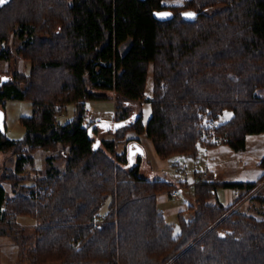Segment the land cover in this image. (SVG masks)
<instances>
[{
  "label": "trees",
  "instance_id": "16d2710c",
  "mask_svg": "<svg viewBox=\"0 0 264 264\" xmlns=\"http://www.w3.org/2000/svg\"><path fill=\"white\" fill-rule=\"evenodd\" d=\"M165 10L173 19L155 18ZM187 11L196 19L185 18ZM13 34L31 71L0 81V104L29 100L33 115L21 118L26 135L14 140L0 112V155L18 156L3 171L11 192L0 182V234L14 235L25 263L264 264V217L238 206L246 199L264 206V175L257 183L196 179L198 205L179 212L176 233L159 197L177 186L141 172L142 135L168 159L196 158L201 147L219 144L242 151L248 136L264 133V0L171 7L163 0H7L0 4V61L12 57L6 43ZM151 70L152 116L144 123L137 106ZM105 92L116 97L115 126L85 125L87 101L112 99ZM73 103L75 118L59 124ZM226 111L232 117L215 124ZM96 127L114 138L95 137ZM130 132L138 136L128 139ZM59 146L61 155L48 157L45 176L33 182L27 166H35L34 154ZM221 186L241 190L238 201L222 203ZM19 216L39 222L31 237L18 224L14 233Z\"/></svg>",
  "mask_w": 264,
  "mask_h": 264
},
{
  "label": "rangeland",
  "instance_id": "374dc122",
  "mask_svg": "<svg viewBox=\"0 0 264 264\" xmlns=\"http://www.w3.org/2000/svg\"><path fill=\"white\" fill-rule=\"evenodd\" d=\"M186 0H171V3L175 4L172 6L183 5ZM167 6V5H165ZM171 7V6H169ZM23 40L18 37V35L13 34L10 38V41L6 43L7 48L11 50L12 57L9 61H0V81H2L5 77H13L15 73H29L31 71V62L24 59L18 54V49L22 46ZM152 70L149 76L147 90L144 94V98L141 102L138 103L137 108L143 111L145 121L148 122L150 117L152 116V104L151 99L153 96V77H152ZM109 97L112 99H103V100H89L86 103V110H87V120L85 125H89L93 122H109L111 124V128L115 126L114 122L118 113L117 103L114 99L116 97L112 92H105ZM264 94V93H262ZM76 104H70L67 107V110L58 116V123L61 125H65L71 122L76 115ZM4 112L6 114V125H7V135L14 140H21L26 135V128L21 124V118L23 116H32L33 115V103L29 100H9L7 102L6 107H3L0 104V112ZM233 113L231 111H226L219 120L215 123L217 125L228 121L232 117ZM95 137L99 139L105 138H114V131L111 129L108 130L107 127H96L95 128ZM130 136L128 139L137 137L136 133L130 132ZM135 135V136H134ZM143 136V135H142ZM142 145L144 146L145 150V158L142 161L141 172L144 177L154 179L158 178L161 180H166L168 182L174 183L177 188L170 191L169 193L159 197V206L165 212L166 218L168 223L175 225V232H180V223H179V212L182 210H187L190 205L193 203L197 204L196 196L193 192V182L195 181V175L193 173L194 167L196 164L194 158H187L185 156H173L168 159H161L158 157L157 153L154 150V146L150 140L146 137V135L142 138ZM59 150H45L40 149L34 154L35 157V166L28 165L27 172L34 171V177L31 179L33 182L38 177H43L46 174L47 163L46 159L51 155H61L62 146H59ZM126 147L125 143L120 144L118 151H124ZM227 149V148H226ZM68 151V148H67ZM66 151V152H67ZM132 152V148H131ZM65 154V153H64ZM132 156L137 158L138 153L134 151ZM17 153L14 151L3 152L0 155V182H2L7 189L11 192L12 184L10 181L5 180L3 178V171L7 169H13L16 165L17 161ZM217 157V161L226 165V168L230 172L228 174V178L226 181L228 182H235V183H243V182H258L257 163L255 160L248 158L247 151H236L233 152H221L219 155H215ZM65 160H63L64 162ZM243 161V169L244 173H241L239 169V163ZM63 162L61 165L63 167ZM262 161H260L261 164ZM200 168V166L198 167ZM210 178V175L208 173ZM182 181L188 182V187L182 186ZM30 182V183H33ZM221 182H225L221 179ZM264 182L259 184V188H263ZM178 191L179 197L172 198L171 193L173 191ZM264 192V190H263ZM232 189L224 188L221 186L219 190V197L222 203L226 206H230L236 201H238L236 194ZM240 194V193H239ZM243 200L238 203V206L241 210L252 213L258 216L264 217V206H261L259 203ZM107 212V206L103 208L102 215ZM188 217L191 216V212L187 214ZM101 222V221H98ZM97 222V223H98ZM38 221L29 216H19L13 220V226L17 229L14 231L15 234H18V226L25 230L22 232L21 235L24 237H31L34 233V229L38 225ZM19 228V229H20ZM9 232V231H8ZM19 235V234H18ZM19 237V236H18ZM21 238V236L19 237ZM14 235L0 234V264H27L22 260L20 254V247L16 242ZM30 241V240H29ZM26 242V243H29ZM90 264H101L98 262H93Z\"/></svg>",
  "mask_w": 264,
  "mask_h": 264
},
{
  "label": "crops",
  "instance_id": "0c3cea01",
  "mask_svg": "<svg viewBox=\"0 0 264 264\" xmlns=\"http://www.w3.org/2000/svg\"><path fill=\"white\" fill-rule=\"evenodd\" d=\"M163 4L167 5V6L175 5V4L171 3V0H163ZM144 123H147L145 121V117H144ZM129 136H130V134H128V137ZM134 138H136V137H134ZM142 138H143V136H141V142L143 140ZM233 150L234 149L231 146H229L228 144H219V145L213 146V147H201L199 156L196 158L194 157L195 162H196V163H194L196 165H195L194 170H193V173L195 175V181H196V179L200 173L207 172L210 175V181L221 182V179H223L225 182H228L226 180L229 179L228 174H230V172L226 168V165L223 166V164H226V163L218 162L217 157H214V156L221 154V152H229L230 153V152H233ZM244 151L248 152V158L249 159L255 160V162L257 163V166L260 165L259 168L257 169V175H256V177L260 180L261 177H263V175H264V167H262L260 164V161H262L264 159V133L259 134V135L248 136L247 147ZM187 158H193V157H187ZM199 166H200V168H198ZM243 167H244L243 161H240L239 169H240L241 173H244ZM259 180H258V182H259ZM253 181L254 180H251V182H243V183H257V182H253ZM181 183L182 184L187 183V184L182 185V186L188 187V182L182 181ZM221 183H223V182H221ZM232 190L235 193H230V195L236 194V197L239 198L242 191L239 190L238 188H235Z\"/></svg>",
  "mask_w": 264,
  "mask_h": 264
},
{
  "label": "water",
  "instance_id": "95a60500",
  "mask_svg": "<svg viewBox=\"0 0 264 264\" xmlns=\"http://www.w3.org/2000/svg\"><path fill=\"white\" fill-rule=\"evenodd\" d=\"M154 16L158 20L167 21V20L173 19L174 14L170 10H165V11H161V12H155ZM184 17L187 18V19H196L197 14L194 13V12H191V11H187V12L184 13ZM3 80L6 81L7 78L5 77ZM1 124L2 123H0V125Z\"/></svg>",
  "mask_w": 264,
  "mask_h": 264
},
{
  "label": "built area",
  "instance_id": "2783aa9c",
  "mask_svg": "<svg viewBox=\"0 0 264 264\" xmlns=\"http://www.w3.org/2000/svg\"><path fill=\"white\" fill-rule=\"evenodd\" d=\"M197 180H199V182H207V181H210V178H209L207 172H202V173H200V174L198 175ZM171 197H172V198H178V197H179V193H178V191H176V190L173 191V192L171 193Z\"/></svg>",
  "mask_w": 264,
  "mask_h": 264
},
{
  "label": "snow or ice",
  "instance_id": "6c2138e0",
  "mask_svg": "<svg viewBox=\"0 0 264 264\" xmlns=\"http://www.w3.org/2000/svg\"><path fill=\"white\" fill-rule=\"evenodd\" d=\"M7 0H0V4L6 3Z\"/></svg>",
  "mask_w": 264,
  "mask_h": 264
}]
</instances>
